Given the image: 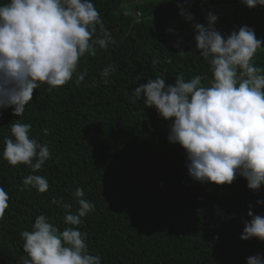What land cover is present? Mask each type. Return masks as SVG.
Instances as JSON below:
<instances>
[{"label":"trees","instance_id":"16d2710c","mask_svg":"<svg viewBox=\"0 0 264 264\" xmlns=\"http://www.w3.org/2000/svg\"><path fill=\"white\" fill-rule=\"evenodd\" d=\"M93 3L115 44L80 59L77 73L87 69L84 81L77 86L74 74L52 92L42 84L20 117L11 108L0 110V186L9 194L0 219V264H23L20 232L30 231L36 216L45 214L61 230L70 226L64 215L79 206L73 195L77 187L95 204L78 227L102 264H246V257L264 254V242L240 239L249 205L264 215V205L256 204L264 199V186L254 193L243 177L231 185L192 180L184 149L167 141L168 122L142 101L129 100L137 84L162 75L166 83L177 75L186 80L201 75L208 86L212 73L194 37L180 36L169 25L185 20L177 4L204 24L212 11L222 35L248 25L258 38L264 37V6L249 9L240 0ZM252 62L264 67V47ZM108 65L114 71L105 84L100 73ZM17 122L31 124L30 137L49 147L50 158L36 173L3 159L4 138L14 139L10 128ZM29 174L46 177L49 190H21ZM53 197L72 208L51 203Z\"/></svg>","mask_w":264,"mask_h":264},{"label":"clouds","instance_id":"9594fccd","mask_svg":"<svg viewBox=\"0 0 264 264\" xmlns=\"http://www.w3.org/2000/svg\"><path fill=\"white\" fill-rule=\"evenodd\" d=\"M240 2L249 9L264 6V0ZM177 7L186 21H194L184 5ZM205 19L206 24L193 23V28L195 48L212 73L208 86L201 75L188 80L177 75L174 83H166L162 75L137 84L129 92V100L142 101L168 122L167 141L184 149L185 167L192 180L231 185L243 177L246 187L255 193L264 186V67L252 61L264 47V37L258 38L248 25L222 35L216 28V14L208 11ZM114 44L115 38L104 26L93 0H7L0 4V110L11 108L20 117L34 90L47 84V91L52 92L74 74L79 86L87 73L86 68L77 73L80 59ZM173 46L179 47V43ZM113 71L112 65L101 71L105 84ZM31 127L28 123L12 124L14 139L4 138L2 156L9 165L24 164L36 173L50 158V150L30 137ZM29 187L45 193L49 182L44 176L29 174L23 178L21 190ZM73 195L79 206L75 213L64 215L65 225L70 226L61 230L40 214L30 231L20 232L23 264H102L101 256L88 248L87 233L78 227L82 218L95 211V204L83 198L80 187ZM8 201V192L0 186V219ZM51 203L72 208L55 197ZM256 204L264 205V199ZM247 216L250 219L242 221L240 239L264 242V215L255 214L249 205ZM246 264H264V254L246 257Z\"/></svg>","mask_w":264,"mask_h":264},{"label":"rangeland","instance_id":"374dc122","mask_svg":"<svg viewBox=\"0 0 264 264\" xmlns=\"http://www.w3.org/2000/svg\"><path fill=\"white\" fill-rule=\"evenodd\" d=\"M224 14H225V12H224ZM182 21H184V22H182ZM182 21H178L176 19H173L171 21V23H169V25H171L170 27H173L175 32L177 34H179L180 36L184 35L183 32L185 34H187L186 37H192V36L194 37L195 33H194L193 23H203L204 24V22L198 18H195L193 22H189L186 20H182ZM185 22H186V24H185Z\"/></svg>","mask_w":264,"mask_h":264}]
</instances>
